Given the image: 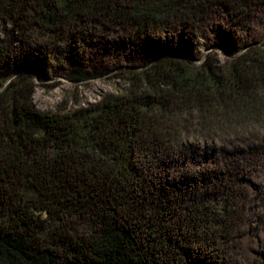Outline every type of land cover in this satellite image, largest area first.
<instances>
[{
  "label": "trees",
  "instance_id": "obj_1",
  "mask_svg": "<svg viewBox=\"0 0 264 264\" xmlns=\"http://www.w3.org/2000/svg\"><path fill=\"white\" fill-rule=\"evenodd\" d=\"M258 11L264 0H0V87L15 75L0 91V264H240L245 157L264 132V40L242 51ZM200 38L225 58L169 47ZM27 46L74 61L73 79L100 50L123 61V86L42 112L32 76L16 75Z\"/></svg>",
  "mask_w": 264,
  "mask_h": 264
},
{
  "label": "rangeland",
  "instance_id": "obj_2",
  "mask_svg": "<svg viewBox=\"0 0 264 264\" xmlns=\"http://www.w3.org/2000/svg\"><path fill=\"white\" fill-rule=\"evenodd\" d=\"M255 17L259 21L264 15L258 11ZM262 24V21L252 24L254 28L251 29L252 34L242 37V42L245 45L242 51L249 47H256L264 40ZM178 41L175 40V43L173 42L169 47L178 51L185 50L190 55L197 54L198 58L191 57V61L196 64L203 62L209 54L216 53L219 58H225V44L221 47L210 46L203 38H200L191 42L187 48L179 45ZM56 45L57 47L63 46L60 42H57ZM33 52L34 50L30 46L25 47L23 57L16 66V75L25 71L32 76L35 82L33 102L35 107L42 112H58L94 104L106 94L115 93L123 86L124 81L121 78L123 61L121 59L112 61L100 50H94L95 55H93L92 61L85 63L87 77L82 79L72 78L73 71L77 69L74 61L68 58L57 61L48 56L39 60L35 59ZM14 76L10 77L11 80ZM262 133L259 135L262 137L261 139L248 138V140L256 138L255 143L258 147L246 154V161L243 159L247 169L244 172L243 183L245 188H248V195L244 196L243 221L245 223L243 226L245 227L242 228L243 232L234 248L240 264H264V132ZM255 135L258 136V134ZM217 142L220 143V141ZM200 144L199 158L201 162H205L208 158L210 159L213 150L208 147L209 143L207 142Z\"/></svg>",
  "mask_w": 264,
  "mask_h": 264
},
{
  "label": "water",
  "instance_id": "obj_3",
  "mask_svg": "<svg viewBox=\"0 0 264 264\" xmlns=\"http://www.w3.org/2000/svg\"><path fill=\"white\" fill-rule=\"evenodd\" d=\"M10 81H11V78L9 79V80H7L6 82H5V84H3L1 87H0V91H2L9 83H10Z\"/></svg>",
  "mask_w": 264,
  "mask_h": 264
}]
</instances>
